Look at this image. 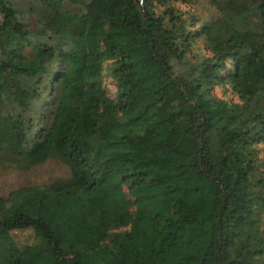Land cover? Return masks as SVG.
Segmentation results:
<instances>
[{
	"label": "trees",
	"instance_id": "1",
	"mask_svg": "<svg viewBox=\"0 0 264 264\" xmlns=\"http://www.w3.org/2000/svg\"><path fill=\"white\" fill-rule=\"evenodd\" d=\"M175 1L0 0V166L70 169L0 197V264L23 228L49 264H264V0Z\"/></svg>",
	"mask_w": 264,
	"mask_h": 264
},
{
	"label": "rangeland",
	"instance_id": "2",
	"mask_svg": "<svg viewBox=\"0 0 264 264\" xmlns=\"http://www.w3.org/2000/svg\"><path fill=\"white\" fill-rule=\"evenodd\" d=\"M110 0H80L82 6L91 7L92 11H101ZM175 6L184 11L187 18L196 19V27H202L206 23L212 22L218 16V10L211 4L209 0H189L183 2L176 0ZM95 7V8H94ZM205 41L200 39L196 42L194 48L202 49L203 54L207 52L204 50ZM104 86L107 93L114 97L115 86L110 76L104 75ZM214 94L218 97L238 101L237 94L225 91L223 86H217ZM261 159L258 161V166L253 172V179L255 182L264 180V146L261 147ZM70 176V169L67 164L59 158H51L43 164L34 165L24 168L21 162L7 163L0 166V197H8L13 191L22 185L26 184H49L59 178H68ZM264 184L253 190V196L259 197L264 195ZM263 192V194H261ZM12 235L21 252H24L23 264H49V258L44 250L40 247L39 235L31 228L15 229ZM43 251H42V250ZM34 261V262H33Z\"/></svg>",
	"mask_w": 264,
	"mask_h": 264
}]
</instances>
